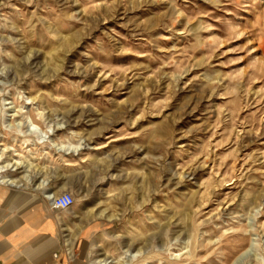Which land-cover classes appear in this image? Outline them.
Returning a JSON list of instances; mask_svg holds the SVG:
<instances>
[{"label": "rangeland", "instance_id": "rangeland-1", "mask_svg": "<svg viewBox=\"0 0 264 264\" xmlns=\"http://www.w3.org/2000/svg\"><path fill=\"white\" fill-rule=\"evenodd\" d=\"M0 172L85 264H264V0H0Z\"/></svg>", "mask_w": 264, "mask_h": 264}, {"label": "crops", "instance_id": "crops-1", "mask_svg": "<svg viewBox=\"0 0 264 264\" xmlns=\"http://www.w3.org/2000/svg\"><path fill=\"white\" fill-rule=\"evenodd\" d=\"M56 182L47 191L0 185V264H85L84 236L75 235L69 208L53 206L45 194L58 192Z\"/></svg>", "mask_w": 264, "mask_h": 264}, {"label": "built area", "instance_id": "built-area-1", "mask_svg": "<svg viewBox=\"0 0 264 264\" xmlns=\"http://www.w3.org/2000/svg\"><path fill=\"white\" fill-rule=\"evenodd\" d=\"M53 206L61 208V209H67L71 206L73 203V197L70 194H61L57 197H54L51 201Z\"/></svg>", "mask_w": 264, "mask_h": 264}, {"label": "bare ground", "instance_id": "bare-ground-1", "mask_svg": "<svg viewBox=\"0 0 264 264\" xmlns=\"http://www.w3.org/2000/svg\"><path fill=\"white\" fill-rule=\"evenodd\" d=\"M1 182L4 183V184H7L9 186H18V184L14 180H8V179L3 178Z\"/></svg>", "mask_w": 264, "mask_h": 264}]
</instances>
